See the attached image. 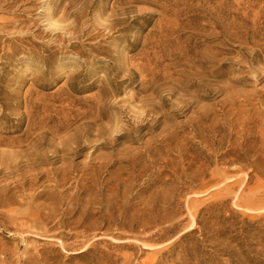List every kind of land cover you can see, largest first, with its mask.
<instances>
[{"label":"bare ground","instance_id":"1","mask_svg":"<svg viewBox=\"0 0 264 264\" xmlns=\"http://www.w3.org/2000/svg\"><path fill=\"white\" fill-rule=\"evenodd\" d=\"M158 1L114 0L111 13L105 19V12H98L95 36L87 34L86 37L88 40L109 39L116 25L125 23L128 14H133L131 22L151 23L155 15L138 6L155 7ZM161 1L164 2L161 8L166 19L155 21L144 37L143 30L139 29L129 44L121 49L111 42V50L115 52L112 57L120 62L121 70L117 69L113 78L103 76L98 91L90 97L76 98L75 90L71 87L80 76V70L68 76L58 92L50 95L39 92L47 86L42 82L50 75V72L46 74V69L39 70L31 78L24 93L13 91L16 100L22 97L14 106L6 109L0 97V174L4 175L0 182V213L7 219L11 235L8 240L10 247L0 244V264H66L64 254L87 258L88 264H166L165 259L177 248L183 254L178 260L180 264H221L214 254L198 256L197 252H190L197 251L191 239L203 211L196 198L210 191H218L210 195V199L217 204L221 201L220 191H230L237 186L245 190L246 184L243 178H239V182L229 185L233 181L231 178L235 179L236 175L228 171L219 172L217 167L206 178L211 155L216 166L222 157L218 149L223 137L217 128L204 127L201 133V144L212 152L209 155L202 154L197 146L191 145L189 148L186 137L182 135L183 130L170 124L173 120L170 108L176 105L172 97L179 93L180 96L187 95L183 89L191 88L196 77L202 81L205 77L206 82L208 77L214 76L216 70L213 64L216 59H169L170 55L165 58V43L181 30L175 23L177 16L172 11L174 9H167L169 0ZM171 6L176 8L177 0ZM256 6V3L244 5L238 26L239 30L251 37L260 36L264 30V5ZM89 13L84 10L75 15L63 10L56 20L53 18L55 14H48V26L53 31L61 32L64 41L71 43L75 33L73 24ZM119 16L120 23L110 20ZM71 17L73 21L67 24ZM247 20L251 27L247 25ZM6 28L4 25L0 28V33L6 36L4 41L0 39V44L7 40L20 43L21 39L13 38V33L5 32ZM129 28L128 25L119 29L126 37ZM256 30L260 32L255 33ZM119 37L115 43L120 42ZM98 42L90 44L89 55L94 58L108 56L106 49ZM14 45L5 44L8 58L20 51L33 52L20 44L17 47ZM140 45V49L129 56ZM76 53L78 57V54L84 53V49ZM35 55L36 59L44 62L45 57L41 53ZM250 57L254 59L251 54ZM186 71H189L188 75ZM118 74H122L119 80L116 79ZM182 74L185 75L183 81L180 80ZM137 80L138 84L134 86ZM168 81H173L174 85L169 86L171 82ZM131 86V90L126 92ZM10 91L6 88V92ZM122 94L124 97L119 99ZM244 98L247 99L240 101L244 104L242 115L229 126L235 129L232 137L239 141L230 143V146L233 151L241 150L243 154L240 156L253 157V165L257 160L264 163V89L247 94ZM253 101L255 105H252ZM230 103L234 104L231 100ZM251 110L254 111L252 114ZM203 112L189 118L190 123L198 125L206 120L202 117L208 113ZM91 122L94 128L85 125ZM162 125L164 128L156 133ZM146 136L149 139L140 142ZM178 141V156L176 160H171L164 150H171ZM121 143H142V147L125 148L116 154L119 157L115 159L109 154L92 158L97 151L114 149ZM144 156L152 164L156 156L163 157L158 160L163 167L152 174L156 178L168 173L170 178L167 183L179 182L183 177H189L191 182L200 180L201 183L195 187H171L163 181L162 184L166 186L163 189L146 187L137 191L136 195L140 197L136 198V195L131 196L130 188L120 190L119 181L117 184L109 181L113 185L107 191L113 198L107 199L106 205H102L103 200L96 198L80 203L79 197L83 193H91L90 188L85 186L88 182L95 183L96 171L115 167L117 172L131 173L125 180L129 182L136 176L137 161L144 164ZM81 157L85 160L76 162ZM201 160L203 162L199 164ZM140 168H143L142 174L150 171L148 167ZM253 173L256 183L250 188L251 195L261 196L262 199L254 202L246 200L243 195H236L234 206L243 213L260 210L258 216L247 219L251 221L250 224L255 223L264 228V223L259 220L264 218V182L259 181L264 176V169L257 166ZM152 183L156 184L157 180ZM70 188L71 193H65ZM180 189L186 192L182 193ZM132 200L137 201L132 203ZM182 203L185 209L181 208ZM218 206L224 204L219 203ZM89 215L90 219L86 223ZM211 226L212 232L220 233ZM102 238L109 240L101 247ZM254 245L258 246L255 252L263 257L264 264V236ZM247 247L249 251L255 249L251 244ZM230 252L227 251V254ZM236 253L238 259L227 260L224 264H246L248 259L243 256V252L237 250Z\"/></svg>","mask_w":264,"mask_h":264},{"label":"rangeland","instance_id":"2","mask_svg":"<svg viewBox=\"0 0 264 264\" xmlns=\"http://www.w3.org/2000/svg\"><path fill=\"white\" fill-rule=\"evenodd\" d=\"M113 2L114 0H0V28L3 25L7 26L5 32L9 34L13 33L12 37L15 39H21L20 43L15 40L11 42L7 40L4 44H0V97L2 98L1 101L4 107L9 109L21 101L22 97L18 100L15 99L13 95L15 92L13 91L16 90L19 93H24L31 82V78L36 76L37 72L42 69H46V74L48 75L50 72V75L42 80L47 86L45 89H40L39 92L47 95L58 92V89L67 77L80 70V76L75 79L71 87L75 90L74 95L76 98L90 97L98 91V85L103 76L113 78L117 74V69L122 67L120 62L112 57L115 52L111 50V42H114L116 47L121 49L129 44L132 36L139 29L143 30L142 36L144 37L152 29L155 21L166 19L161 8V3H164L163 1L159 0L158 6L155 7L139 5V8L155 15L151 18L152 22H131L133 14H128V19L125 23L116 25V29H113L110 33L109 39H95L99 41L100 45H103L108 56L99 55L100 57L94 58L89 55V49L90 44L96 41L88 40L86 35L95 36V29L98 27L95 18L98 12L104 11L105 19L111 13ZM177 2L178 6L176 8L171 6L174 0H169V3H166L167 9H174L172 11L177 16L175 23L178 24L181 31L165 43V48H163L165 58L170 55L169 59H216L213 64L216 73L214 76L208 77V82L204 81L205 77H203V81L200 77L199 79L196 77L193 80L191 88L187 90L183 89V91L187 92V95L181 94L180 96L179 93L174 95L176 97H172L176 107L172 106L170 108V115L173 117L170 124L174 125L177 129L183 130L184 133L182 135L186 137L189 148L191 145L197 146L202 154L207 153L209 155L212 152L207 148L205 149L203 144H201V133L204 127L217 128L223 137L222 145L218 149V153L222 157L219 158L216 166L213 164V154L211 155L209 158V162L211 163L207 165L206 178H209L211 170L217 167L219 172L228 171L236 175L235 179L231 178L233 181L229 185L239 182V178H243L246 184L245 190H240L237 186L233 187L230 191H220L219 196L221 201L217 202V204L216 201L210 199V195L218 193V191H210V193L207 192L202 197L196 198L198 200L197 204L203 208V211L199 217L198 228L193 232L191 239V242L197 246V251L190 250V252H197L198 256L214 254L215 259L224 264L227 260L235 261L238 259L239 256L236 252L237 250H241L243 256L248 259L246 264H262L263 257L256 254L255 250L258 246L254 245V243L264 236V228L257 226L255 223L250 224L251 221L247 219L253 215L258 216L260 210L255 209L253 212L243 213L235 208L234 196L243 195L247 198L246 200L254 202L262 199L261 196H252L250 188H253L255 186L254 183H256L253 177V169L257 166L260 169H264V163L257 160L253 165V157L250 155L245 157L240 156L243 154L241 150L238 152L233 151L230 143L238 142L239 139L236 140L235 137H232L235 129L229 126L231 122H234L236 118L242 115V106L244 104L241 102L247 99L244 96L264 89V30L260 36L258 34L251 37L250 35H246L245 31L239 30L238 27L244 5L246 3H256V7H260L264 5V0H177ZM63 10L75 15L79 11H90L88 16H80L81 18H78V21L73 24L75 33L71 43L64 41L61 32L53 31L48 26V14H55L53 18L56 20L60 18ZM249 12L253 14L252 11ZM120 19L121 16L111 18L110 20L113 23H120ZM249 20H247V25L251 27ZM72 21L73 18L71 17L66 23L69 24ZM141 23L143 24L142 27L139 25ZM128 25L130 28L127 30V36L125 37L119 28ZM254 32L259 33L260 30ZM120 34L123 37H119ZM4 36V34L0 33L2 41L6 39V36ZM118 37L120 42L115 43ZM67 39L68 37L65 38V40ZM13 43L15 47L20 44V46H24L27 49L30 48L34 53L30 51L22 53L20 51L12 58H8L6 56L8 48L5 47V44L13 45ZM140 47L141 45L136 51L130 52L129 56L136 53ZM79 49H84V53L78 54V58L75 54H77L76 52ZM37 52L45 57L44 62L36 59L35 53ZM250 54L253 56V60ZM109 69H111L110 72L108 71ZM188 74L189 71H186V75ZM117 76L116 79L119 80L122 74H118ZM184 76L182 74L180 80L183 81ZM168 82H171L169 86L174 85L173 81ZM202 82L204 83L201 84ZM21 83H23L21 88H18ZM136 84H138V80L134 83V86ZM6 88L12 91L6 92ZM123 88L124 86L121 87V90ZM131 88L132 86L128 87L126 92H129ZM162 95H166V93H162ZM123 97L122 94L118 98L122 99ZM230 100L234 102L233 105H231ZM255 104L256 102L253 101L252 105ZM203 111H207L208 113L202 117L204 119L207 118L206 120L198 125L190 123L189 118H193L198 113L204 114ZM253 112V110L250 111L251 114ZM258 123L260 124L261 122L259 121ZM85 125L91 128L94 126L92 122ZM163 128L162 125L156 133H159ZM147 139H149V136L144 137L140 142H144ZM120 142L122 141L120 140ZM179 143L178 141L173 145L171 150H164L165 155L169 156L171 160H176L178 156L177 149L180 148ZM252 144L249 143V145ZM128 147H142V143H121L120 146L114 149L97 151L92 158L109 154L115 159L119 157V155H116L118 152ZM191 154L194 153L191 152ZM160 158L163 157L156 156L153 164L146 156L142 159L144 164L141 161H137L136 176L129 182L125 180L128 179L131 173L124 171L117 172L115 167L109 168L107 171H96L95 183L91 184L88 182L85 186L90 188L91 193H83L79 197L81 199L80 203L84 204L86 200L96 198V200H103L102 205H106L107 199L113 198L112 194L107 190L111 188L112 183L117 184V181L120 183V190L130 188L131 196H135L137 191L146 187L163 189L166 187L162 184L163 181L166 184H170L171 187H180L181 185L195 187L201 183L200 180L191 182L189 177H183L179 182L176 180L173 183H167V180L170 178V174L168 173H164L156 178L152 174L163 167L158 162ZM84 160L85 158L81 157L76 162H83ZM202 162L203 160L199 164ZM140 167H148L147 169L150 168V171L142 174L143 168L141 169ZM195 170L196 168L193 169V171ZM3 179L4 175L0 174V182ZM155 179L157 183L153 184L152 181ZM173 180L175 179L173 178ZM109 181H112V183ZM259 181L264 182V176ZM180 190L182 193L186 192L185 189ZM71 191L72 189L70 188L65 193L69 194ZM138 197L140 196L136 195V198ZM134 201L132 200V203ZM219 203H223L224 206L219 207ZM182 207L185 209L184 203L181 204ZM89 219L90 215L86 219V223H88ZM259 220L264 223V218ZM8 226L7 219L0 213V244H7L10 247L11 245L8 240L11 235L9 234ZM210 226L219 230L220 233L212 232ZM107 240L109 239L102 238L100 246L106 245ZM250 244L255 248L253 251L247 250V246ZM178 245L179 243L176 246ZM227 251H231L230 254H227ZM181 255H183L181 249H175L165 259L166 264H180L178 260ZM64 256H66V264H88L87 258L83 259L79 255L64 254ZM207 262L205 261V263Z\"/></svg>","mask_w":264,"mask_h":264}]
</instances>
